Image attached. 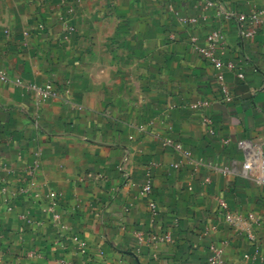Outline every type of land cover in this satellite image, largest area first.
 Masks as SVG:
<instances>
[{"label": "crops", "instance_id": "obj_1", "mask_svg": "<svg viewBox=\"0 0 264 264\" xmlns=\"http://www.w3.org/2000/svg\"><path fill=\"white\" fill-rule=\"evenodd\" d=\"M167 1L0 0V264H207L212 243L264 264L261 171L236 173L240 140L264 156V0H215L258 14L243 40L204 1L170 0L194 28ZM214 30L229 98L190 43Z\"/></svg>", "mask_w": 264, "mask_h": 264}, {"label": "built area", "instance_id": "obj_2", "mask_svg": "<svg viewBox=\"0 0 264 264\" xmlns=\"http://www.w3.org/2000/svg\"><path fill=\"white\" fill-rule=\"evenodd\" d=\"M208 7H212L214 6L213 2H208L207 3ZM222 10V11H221ZM220 10V12L225 14L226 19H232L235 20L238 26V32L240 35V38L246 39V38H251L254 36L255 32H256V25L259 24L260 19L258 17L257 13H251V14H246V13H238V12H234L233 10H230L229 8H227L226 6H224L222 9ZM220 14V13H219ZM196 19H193L192 21L195 22ZM190 43L199 50V52L206 58H208L212 64V66L215 68L216 70V78L217 81L219 82L222 91L226 94V96H229V90L225 81V71L226 70H234L236 69V64H234L233 62H225L224 60H222L221 57H219L216 53V49L219 46H222L225 43V34L222 30H214L212 32H210L206 38H205V45L200 46L198 44V38L194 35H192L190 37ZM239 77H243V73L239 72L238 74ZM4 77V76H2ZM47 92L52 91V85L49 84L48 86H46ZM227 96V98H229ZM205 122L211 124V119L209 118H205ZM163 144L165 146H172L175 149H177L178 151H183V145L180 142H175L171 139H165L163 141ZM239 147H241L244 151V161L242 163L241 168L238 170H236V173L247 176V177H251L252 173L254 172V170L259 169L261 171V177L259 179L260 183L262 185H264V156H263V150L261 148V146L257 145V144H253L252 142L249 141H245V140H240L238 142ZM186 156L189 157L190 153L186 152L185 153ZM178 164H175V167H178ZM224 172H231L230 169L228 168H224L223 169ZM123 174L125 177V180H130L131 178V171L129 169H123ZM152 182L150 179L146 180L139 191V194L141 196H147L149 194L152 193ZM50 197L53 200H57L58 199V194L56 191H51L50 192ZM221 208L223 210H225L224 212V220L225 222L233 225L234 227H239L243 217L241 214L239 213H233L231 211L228 210L227 208V204L224 202V200H219ZM149 208L151 210V212L153 214H155L157 212V203L155 201H150L149 202ZM149 236H151L153 239H157V236H153L152 234H150ZM168 239L169 237V233H168ZM159 239V238H158ZM160 239H164L163 237H161ZM247 258H250V255L246 256ZM150 264V263H147ZM207 264H230L228 262H226L223 258V249L218 246L215 243H212L210 245V254L207 260Z\"/></svg>", "mask_w": 264, "mask_h": 264}, {"label": "rangeland", "instance_id": "obj_3", "mask_svg": "<svg viewBox=\"0 0 264 264\" xmlns=\"http://www.w3.org/2000/svg\"><path fill=\"white\" fill-rule=\"evenodd\" d=\"M199 1H204L206 6H207L208 2H213L214 6H212V7H215L217 9V12L220 13V15L226 19L225 14L220 12V10L224 6H226L228 8V6L225 2H222V1L217 2L215 0H199ZM166 6H167V9L173 13L172 15L178 16V18L180 19L181 22L190 24V26H192V28H194L195 25L199 24V18L198 17L184 18V17L179 16L180 15L179 12L175 8H173V4H172V2H170V0H169V2L168 1L166 2ZM207 8H210V7L207 6ZM193 19H196L195 22L192 21ZM169 35L171 36V38H173L176 35V33L172 31V32H170Z\"/></svg>", "mask_w": 264, "mask_h": 264}]
</instances>
